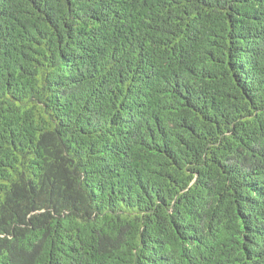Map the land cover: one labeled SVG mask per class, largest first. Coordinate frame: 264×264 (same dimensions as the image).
Returning a JSON list of instances; mask_svg holds the SVG:
<instances>
[{"label": "trees", "instance_id": "trees-1", "mask_svg": "<svg viewBox=\"0 0 264 264\" xmlns=\"http://www.w3.org/2000/svg\"><path fill=\"white\" fill-rule=\"evenodd\" d=\"M0 264H264V0H0Z\"/></svg>", "mask_w": 264, "mask_h": 264}]
</instances>
